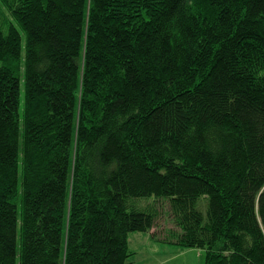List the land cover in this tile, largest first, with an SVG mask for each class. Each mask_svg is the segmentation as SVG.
<instances>
[{"label":"trees","instance_id":"trees-1","mask_svg":"<svg viewBox=\"0 0 264 264\" xmlns=\"http://www.w3.org/2000/svg\"><path fill=\"white\" fill-rule=\"evenodd\" d=\"M0 62V264H264V0H0Z\"/></svg>","mask_w":264,"mask_h":264},{"label":"rangeland","instance_id":"rangeland-1","mask_svg":"<svg viewBox=\"0 0 264 264\" xmlns=\"http://www.w3.org/2000/svg\"><path fill=\"white\" fill-rule=\"evenodd\" d=\"M24 43L25 38L23 36ZM1 64V62H0ZM23 108L24 89L22 85L21 94ZM144 200V199H143ZM150 203L155 202L154 197L145 199ZM160 208L167 211L166 202L158 201ZM19 213H21V203L18 201ZM169 208V207H168ZM170 217L162 216L158 224L152 229L156 235L165 236L169 229L175 228ZM20 227V220H19ZM167 235V234H166ZM130 250L135 252L131 257V264H204L206 251L199 248H184L177 244L166 243L156 238L151 232H134L129 236Z\"/></svg>","mask_w":264,"mask_h":264}]
</instances>
